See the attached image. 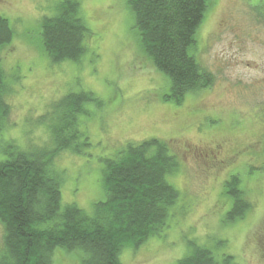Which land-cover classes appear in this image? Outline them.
I'll return each mask as SVG.
<instances>
[{"label": "rangeland", "instance_id": "1", "mask_svg": "<svg viewBox=\"0 0 264 264\" xmlns=\"http://www.w3.org/2000/svg\"><path fill=\"white\" fill-rule=\"evenodd\" d=\"M0 0V16L14 30L0 51L10 93L8 124L2 137L19 147H49L44 116L70 91H92L101 102L87 104L82 119L90 146L80 154L55 158L62 172V203L88 212L105 199L104 159L126 142L159 138L178 156L170 177L180 191L175 217L160 235L140 246H126L123 264H177L191 243L238 264H264V0H214L196 38V56L215 78L213 85L165 100L168 77L140 51L133 17L125 0H78L92 31L80 62L51 63L40 50V22L61 0ZM220 146V163L198 157ZM239 176L251 209L242 219L224 222L230 199L224 183ZM3 228L0 223V253ZM74 254V255H73ZM56 251L54 264H79V255Z\"/></svg>", "mask_w": 264, "mask_h": 264}, {"label": "trees", "instance_id": "2", "mask_svg": "<svg viewBox=\"0 0 264 264\" xmlns=\"http://www.w3.org/2000/svg\"><path fill=\"white\" fill-rule=\"evenodd\" d=\"M213 2L125 0L142 56L169 79L165 100L180 104L186 95L215 81L196 56V34ZM92 34L80 2L61 0L55 13L40 22V50L54 64L80 62ZM13 37L9 20L0 16V51ZM9 93L0 59V264H54L56 251L79 255V264H123L119 255L124 247L136 248L169 227L180 201L170 177L179 172L181 162L167 142L155 137L126 142L106 157V196L88 212L75 203H62L63 177L55 158L63 151L80 154L90 146L82 119L91 115L87 104L99 107L101 102L89 90L67 92L43 118L51 146L24 149L2 137L11 112ZM224 194L231 202L224 222L242 219L251 209L238 175L225 181ZM191 246L177 264H238L230 254Z\"/></svg>", "mask_w": 264, "mask_h": 264}, {"label": "flooded vegetation", "instance_id": "3", "mask_svg": "<svg viewBox=\"0 0 264 264\" xmlns=\"http://www.w3.org/2000/svg\"><path fill=\"white\" fill-rule=\"evenodd\" d=\"M8 3L7 0H3V4ZM220 146H217L215 149H207V151H202L198 154V157L204 159L207 163L217 164L220 163Z\"/></svg>", "mask_w": 264, "mask_h": 264}]
</instances>
